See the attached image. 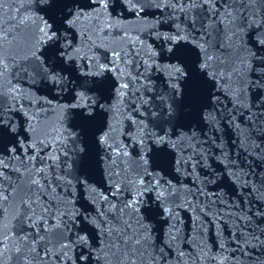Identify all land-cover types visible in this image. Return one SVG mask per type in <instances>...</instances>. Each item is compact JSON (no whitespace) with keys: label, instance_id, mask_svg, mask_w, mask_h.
<instances>
[{"label":"water","instance_id":"water-1","mask_svg":"<svg viewBox=\"0 0 264 264\" xmlns=\"http://www.w3.org/2000/svg\"><path fill=\"white\" fill-rule=\"evenodd\" d=\"M264 142V0H0V264H171Z\"/></svg>","mask_w":264,"mask_h":264}]
</instances>
